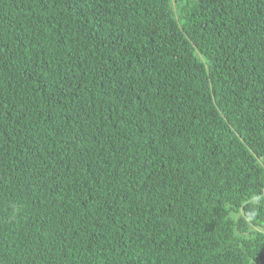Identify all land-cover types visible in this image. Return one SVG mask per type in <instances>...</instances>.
<instances>
[{"label":"trees","instance_id":"16d2710c","mask_svg":"<svg viewBox=\"0 0 264 264\" xmlns=\"http://www.w3.org/2000/svg\"><path fill=\"white\" fill-rule=\"evenodd\" d=\"M0 264H264V0H0Z\"/></svg>","mask_w":264,"mask_h":264}]
</instances>
